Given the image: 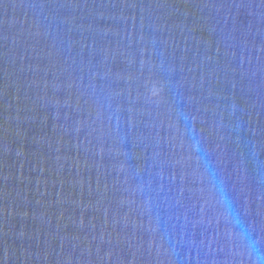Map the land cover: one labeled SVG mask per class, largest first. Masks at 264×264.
<instances>
[{"label":"water","instance_id":"95a60500","mask_svg":"<svg viewBox=\"0 0 264 264\" xmlns=\"http://www.w3.org/2000/svg\"><path fill=\"white\" fill-rule=\"evenodd\" d=\"M264 264V0H0V264Z\"/></svg>","mask_w":264,"mask_h":264},{"label":"clouds","instance_id":"9594fccd","mask_svg":"<svg viewBox=\"0 0 264 264\" xmlns=\"http://www.w3.org/2000/svg\"><path fill=\"white\" fill-rule=\"evenodd\" d=\"M258 264H261V262H258Z\"/></svg>","mask_w":264,"mask_h":264}]
</instances>
